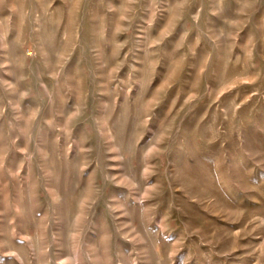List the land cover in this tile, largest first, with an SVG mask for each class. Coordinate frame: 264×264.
Returning <instances> with one entry per match:
<instances>
[{
	"label": "rangeland",
	"instance_id": "obj_1",
	"mask_svg": "<svg viewBox=\"0 0 264 264\" xmlns=\"http://www.w3.org/2000/svg\"><path fill=\"white\" fill-rule=\"evenodd\" d=\"M0 264H264V0H0Z\"/></svg>",
	"mask_w": 264,
	"mask_h": 264
}]
</instances>
